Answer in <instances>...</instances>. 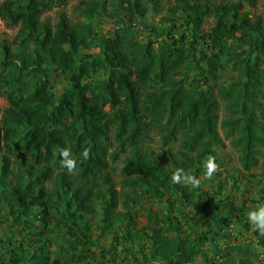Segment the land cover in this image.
<instances>
[{
    "label": "trees",
    "instance_id": "trees-1",
    "mask_svg": "<svg viewBox=\"0 0 264 264\" xmlns=\"http://www.w3.org/2000/svg\"><path fill=\"white\" fill-rule=\"evenodd\" d=\"M68 1H0V17L19 26L13 43L0 45V96L9 103L0 121V189L4 188L0 204L8 209L6 220L0 222L11 227L10 239L18 224L29 229L39 227L36 222L41 224L34 229L32 243L18 240L8 245L14 258L6 264H81V253L90 264L95 262L97 237L118 236L122 223L124 252L132 248L135 252L137 244L141 250L134 205L144 198L167 202L162 214L155 211V225L145 235L153 247L154 262L191 263L199 253L193 241L172 232L179 217L186 222L197 218L180 209L195 206V211L203 212L202 226L225 230L243 206L216 213L214 198L204 197L200 182L193 186L185 179L187 174L199 181L215 155L214 145H220L222 138L217 132V96L195 78L182 76V69L189 60L199 64L201 56L210 62L225 53L221 48L209 56L207 48L198 49L201 41L211 39L220 45L223 39H234L241 47L248 46L234 54L244 65L243 78L222 91L233 99L237 116L223 120L222 125L241 148L244 175L256 176L251 169L264 147V125L254 107H260L256 95L264 97V26L252 22L249 12L242 10V0H77L74 17L64 10ZM55 7L61 9L53 23L44 13ZM160 12L167 25H152L158 42H133L127 36L136 25L149 26L144 21L147 16ZM212 14L216 24L206 32L203 25ZM105 16L113 19L111 35L96 27ZM180 18L191 28V39L186 33L176 38ZM99 37V52L82 51L90 39ZM152 131L165 148L161 153L150 148ZM65 148L70 151L68 159L75 161L73 172L61 156ZM85 148L91 150L87 160L82 157ZM120 158L118 187L113 162ZM174 174L180 177L177 182ZM169 191L177 199L169 198ZM175 201L181 205L180 216L175 214ZM65 226L74 230L76 240L66 238L71 252L51 235L53 229L61 233ZM258 235L264 245V235ZM81 242L88 245L87 250L79 248ZM185 243L189 252L181 251ZM248 250L245 244L228 240L226 254L237 256L220 264H248ZM100 253L107 256L104 249Z\"/></svg>",
    "mask_w": 264,
    "mask_h": 264
},
{
    "label": "rangeland",
    "instance_id": "rangeland-1",
    "mask_svg": "<svg viewBox=\"0 0 264 264\" xmlns=\"http://www.w3.org/2000/svg\"><path fill=\"white\" fill-rule=\"evenodd\" d=\"M76 4L77 0H69L68 4L64 7V10L67 11L70 17L76 16ZM242 4V10L249 12L252 22L259 21L261 25L264 26V0H242ZM60 9V7H55L52 10L46 11L44 16L54 23L58 19L57 14ZM161 15L162 12L154 15H148L144 21L149 24L150 27L144 23H141L136 25L134 28H131L130 31H127V36H131L133 42L135 40L136 42H144L149 40L158 42L160 38L154 31H152V25H158L160 28L167 25L161 19ZM112 21L113 19L111 20L108 16H105L103 20H100L96 23L97 30H101L102 33L107 35H111L114 29ZM215 24L216 17L213 14L208 15L206 16L203 30L206 32H211ZM18 28L19 26H11L7 24L0 17V45L3 44V42L12 44L15 34L18 32ZM190 29V27L186 26L184 18L178 19L175 31L176 38L180 39L182 34L186 33L191 39L192 32ZM131 31L132 33L130 34ZM190 39H187L186 42L189 43ZM210 41L211 39L207 40V42H209L208 45L206 41H201L198 45V49L200 50L207 48L209 56H212L213 53H219L222 48L225 53L220 52L221 59L216 60L215 57H212L209 62L207 58L200 56L199 64H196L195 61L189 60L187 65L182 69V76L188 74L190 79L195 78L199 85L203 86L204 88H211L220 103V107L217 111V132L222 138V143L220 145H214L215 155L210 157L212 160H214L218 167L210 179L207 178L205 174H201L199 177V182L202 188L201 192L204 197L210 195L212 198H214L213 206L216 213H220L221 211L227 212L232 208V206H243V208L240 216L234 218L229 227L224 230L219 226H215L213 228H211L210 225L202 226L201 220L204 219L202 216L203 212L200 210L195 211V206H183L180 209L182 210V213H185L186 215H193L194 213V216H196L197 220L195 221L188 219V222H186L184 218L179 217V225H177L176 231H173L172 233L176 236H181L186 240H192L193 248L198 250L199 253L194 255V261L188 264H212V262H215L213 264H220L221 261L227 258H233L237 256V253L235 252L231 255L226 254V244L228 243V240L229 242L236 241V244H245L248 246L249 250L245 255L247 259H249L248 264H264V260L260 258L259 252L260 248L263 247V244L260 243V236L258 235L260 233L258 230H254L253 226L248 222L247 219L250 213L264 208V147L259 150L257 154V163L251 169V173L255 172L256 176L244 175L247 173L241 164V148L239 145L233 143L232 136L230 135L229 131L222 125L223 120L231 119L237 116V113L232 106L233 99L224 96L222 91L225 88L236 86L237 81L243 78L244 65L240 63L238 59H235L234 54L240 52L243 48H248V46L241 47V42L234 39H223L220 45ZM100 50V37L96 40L90 39L88 41L87 48L82 49L83 52L91 54H95ZM1 58L0 50V61ZM261 68L264 73V62L262 63ZM1 69L2 66L0 63V71ZM54 87L60 89L61 86L55 84ZM255 100L256 103H259L258 105H260L259 108L257 105L254 106L256 114L258 119L261 120L264 125V97L259 93L256 95ZM8 105L9 103L7 99L0 96L1 122L4 120V112ZM151 136V140L149 141L150 148L160 153L164 151L165 148H163L159 137L154 135L153 131L151 132ZM2 155L3 154H0V167L2 164ZM160 156L162 157V155ZM14 157V155H11L12 159ZM163 159L165 160L166 158L163 157ZM113 165L117 168V185L120 187L119 178L121 177V158L118 159V161H114ZM51 178L53 179V177ZM47 184L51 185L52 180H49ZM2 189H0V191H4V188ZM5 194L12 203L13 199L10 193L5 190ZM167 195L172 200L177 199L176 194L173 191L167 192ZM164 204H167L164 199L161 202H158L148 201L146 198H144L140 204L134 205L135 212H137L134 224L136 225L137 232L140 235L139 238H142L141 250H137L139 246V244H137L134 247L135 252H133V248L131 249L132 252H124L123 247H126V245L122 243L123 240H121L120 237L126 228L125 223H122L118 236L113 237V235H105L101 238H99V236L97 237L96 256L95 259H93L95 262H91L90 264H159L154 262L153 247L150 245L149 240L145 235L152 232V228L154 227L156 221L155 211L158 210L160 214H162L163 211H161V209L164 208ZM173 204L175 214L180 216L179 212H177V209L180 208L181 205L176 201L173 202ZM149 207L151 211H147ZM166 212L167 211L165 210L164 213ZM7 215L8 209L4 206V203H1L0 221L6 220L5 218ZM209 218L210 220L212 219L211 216ZM7 223L0 222V264H6L9 260L14 258V255L9 252L10 248L8 245L13 246V244H17L18 240H23V242L26 244L32 243L36 238L33 234L34 229L41 228V224H39V222H36L39 227L30 229L24 227L23 224H18L15 228L14 235H12V238L10 239L11 227ZM73 232L74 230L72 227L65 226L61 229V233H59L56 229H53L51 235L57 237V241L66 245L71 252L73 249L70 248L71 246L69 245V242H67L66 238L76 240L73 238ZM225 236L226 238H224ZM79 240L80 237L77 238V241ZM82 244L83 243L81 242L79 248L82 247L83 249L87 250L88 245L83 244L82 246ZM101 249L107 251L106 257L101 255ZM254 250H256L257 253ZM181 251L189 252L187 243L182 244ZM257 254L259 255L257 256ZM79 255L83 256V261L81 264H89V261H87L89 259H86L88 257L87 255L83 253Z\"/></svg>",
    "mask_w": 264,
    "mask_h": 264
},
{
    "label": "clouds",
    "instance_id": "clouds-1",
    "mask_svg": "<svg viewBox=\"0 0 264 264\" xmlns=\"http://www.w3.org/2000/svg\"><path fill=\"white\" fill-rule=\"evenodd\" d=\"M90 151L91 150L87 148L83 150L82 157L84 160H87L90 158ZM61 156L65 158L64 160L65 167H67L69 172H73L76 165H75L74 160L68 159L70 156L69 149L67 148L62 149ZM217 167L218 166L215 164L214 160L210 158L206 164L205 176L210 179L213 176V174L216 172ZM184 175H185V179L188 181H191L193 186H198L199 184L198 180H195L194 178L188 176L187 174H184ZM179 178H180L179 175H175V174L172 177L174 182H177ZM247 219H248V222L253 226L254 230H258L261 235H264V208H261L259 211L250 213Z\"/></svg>",
    "mask_w": 264,
    "mask_h": 264
},
{
    "label": "built area",
    "instance_id": "built-area-1",
    "mask_svg": "<svg viewBox=\"0 0 264 264\" xmlns=\"http://www.w3.org/2000/svg\"><path fill=\"white\" fill-rule=\"evenodd\" d=\"M260 258L264 260V245L260 248Z\"/></svg>",
    "mask_w": 264,
    "mask_h": 264
}]
</instances>
